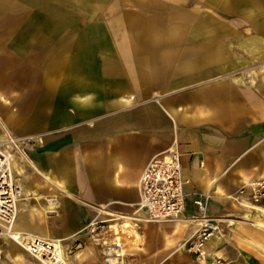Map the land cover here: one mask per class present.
Here are the masks:
<instances>
[{
	"label": "crops",
	"instance_id": "crops-1",
	"mask_svg": "<svg viewBox=\"0 0 264 264\" xmlns=\"http://www.w3.org/2000/svg\"><path fill=\"white\" fill-rule=\"evenodd\" d=\"M53 1L0 0V83L27 84L35 123L29 153L15 158L23 197L14 230L58 239L70 264H88L83 249L69 256L62 241L80 239L100 208L132 214L145 165L177 153L185 206L156 228L161 244L184 250L201 222L196 198L207 196L206 217L218 221L264 176V0H91V17L77 11L71 23L67 10L37 6ZM38 194L55 196V215L43 213ZM152 223L132 225L131 237ZM4 240L11 264H34ZM131 240L129 264H141L144 249ZM156 250V264L193 262L189 253L172 259L176 248Z\"/></svg>",
	"mask_w": 264,
	"mask_h": 264
},
{
	"label": "built area",
	"instance_id": "built-area-1",
	"mask_svg": "<svg viewBox=\"0 0 264 264\" xmlns=\"http://www.w3.org/2000/svg\"><path fill=\"white\" fill-rule=\"evenodd\" d=\"M17 144L18 140L8 133L4 140H0V222L5 224L15 221L16 205L23 197L20 187L6 169L9 154H14V148L18 149ZM248 187L250 189L248 202L251 205L258 204L264 197V176L251 180ZM139 188L140 199L132 214H115L100 208L79 231L99 247L102 264H129L125 239L130 236L132 225L138 227L139 223L171 220L182 213L186 193L179 155L172 153L167 157L151 159L140 174ZM37 196H40L43 213L47 216L55 215L54 206L57 202L55 196L51 194ZM206 199L207 196L204 195L193 201L201 222L184 244L185 250L195 257L203 256L204 245L217 230V226L206 217ZM123 221L128 225L123 227ZM4 242V236L0 233V264L4 257L1 250ZM38 244L42 245L36 248L38 256H32L41 264H65L62 256L54 250L53 243ZM76 246L80 244L77 243ZM72 250V246L69 249L65 248V253L71 254Z\"/></svg>",
	"mask_w": 264,
	"mask_h": 264
},
{
	"label": "rangeland",
	"instance_id": "rangeland-1",
	"mask_svg": "<svg viewBox=\"0 0 264 264\" xmlns=\"http://www.w3.org/2000/svg\"><path fill=\"white\" fill-rule=\"evenodd\" d=\"M104 1L105 0H101V5H104ZM186 1L191 5H195V3L198 4V6H204L205 3H207V5H210V0ZM41 5H47L49 10L53 12V15L57 14L56 12H59L60 10H67V18L71 23V21L75 22L77 20V11L81 12V15L83 13L85 17H91L93 3L91 0H63V3H60L59 0H56L52 3H37L38 7ZM105 5L108 4L105 3ZM61 6L63 7V9H61ZM227 15V22H229V24H231L232 22H235L236 24L241 22L239 25V31H244L246 33L251 32L246 31V28H248V26L244 22L242 23V16H238V20L235 14ZM230 26L231 25H229V27ZM232 31H234V33L236 32L235 29ZM6 78L7 77H5L4 79ZM16 85H19L20 88ZM29 118L30 116L29 100L27 97V84H13L9 81L1 82L0 124L2 123L4 133H8L9 136L18 140V149L26 154L29 153L30 144H32L31 142L33 140L32 136L34 132L31 128L35 125V123H33V126L30 124ZM13 152L14 154H16L17 150L14 148ZM26 172L27 168L23 166L22 172L19 175H16V178H23ZM233 201L235 203L232 205L233 210L226 216L219 218L220 220H214L213 223L217 226V230L211 237V239H209L208 242H206V244L204 245L203 256H194L193 262L181 259L179 263L176 264H264V227L254 226L249 221H245L242 218L249 217V214L246 211L243 213L244 209H251V207L245 206L251 205L248 200L233 199ZM261 202L262 199L256 205L261 207V209H264V205H262ZM162 222L163 221L153 222L151 225H147L144 228V236L138 238V240H135L133 237H131L132 235H130L132 244L136 246L141 245V247H143L144 249V253L141 257V264H156L158 262V254L156 249L159 244L160 247L169 249L171 248V250H174L176 248V252L174 253V255H172V259L176 255H180V257H182L188 254L186 250H177L179 245L172 243V241L168 242L167 240H165V242H162V244L158 241L159 231L157 230L156 225ZM214 236H216V239H213ZM189 237H187L185 240H187ZM4 243H2V245H4ZM62 243L68 249L71 248V246L73 247V252L68 255H72L83 249V254L81 257H86L84 263L102 264L96 254V248H98V246H96L95 243L92 242L91 239H89L86 235L82 234V236H80V239H77L75 243L71 239L64 240L62 241ZM77 243L80 244V246H76ZM57 252L59 255L63 254L62 251ZM215 252L216 255H220V258H216L213 256ZM27 259L34 264H41L40 261L32 255H28ZM2 260H6L8 263H10L5 257H3Z\"/></svg>",
	"mask_w": 264,
	"mask_h": 264
},
{
	"label": "bare ground",
	"instance_id": "bare-ground-1",
	"mask_svg": "<svg viewBox=\"0 0 264 264\" xmlns=\"http://www.w3.org/2000/svg\"><path fill=\"white\" fill-rule=\"evenodd\" d=\"M5 137H6V133H4V131L1 132L0 133V140H4ZM21 152L22 151L20 149H17V153L16 154H9L8 165H7V168H6V169H8V172L11 174L13 180L16 182L17 186H19V187H20V185L17 183V181L15 179V176H14V168L17 167V166L19 168L21 167V164L18 165V162H17L18 160L16 161V159H15V158H18L16 156L17 155H20ZM21 156H22V154H21ZM23 158H25V157H23ZM20 190H21V195H22L23 191H22L21 187H20ZM245 206L246 207H249L248 205H245ZM250 206H252V205H250ZM17 212H18V202H17V205H16L15 221L12 222V223H9V224H5V223H1L0 222V233L3 236L11 239L16 244H18L19 246H21L24 249V251L27 252L29 255L38 256L37 255V249L36 248H39L40 246H42V245H39L38 242H43L45 244L46 243L47 244L48 243H50V244L53 243L54 250L56 252L58 250H61L60 241L58 239H45L44 240V239H40L37 236H34L33 234H31V235L24 234V233L23 234H20L17 230H14V224L16 222ZM246 212L249 214V217H242L245 221H249L254 226L264 227V209H261V208L257 207V205H254L253 207H251V209L246 210ZM198 221H199V219H198ZM12 238H14V239H12ZM184 244H185V242L182 244V247L185 250ZM57 254H58V252H57ZM59 256H62V255H59ZM62 258H63L65 264H70L69 261H68V259L66 257H63L62 256Z\"/></svg>",
	"mask_w": 264,
	"mask_h": 264
}]
</instances>
